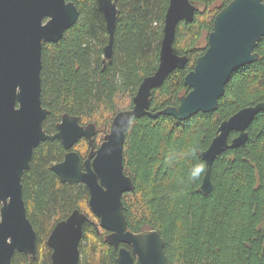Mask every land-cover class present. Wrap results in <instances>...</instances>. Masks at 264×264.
<instances>
[{
  "label": "trees",
  "instance_id": "16d2710c",
  "mask_svg": "<svg viewBox=\"0 0 264 264\" xmlns=\"http://www.w3.org/2000/svg\"><path fill=\"white\" fill-rule=\"evenodd\" d=\"M66 1L77 8L76 23L59 41L42 46L41 103L48 111L42 127L53 135L64 114L77 117L82 126L95 125L97 149L116 114L132 108L140 83L157 70L169 0L117 1L113 58L105 65L108 35L95 0ZM232 1L190 0L196 8L194 20L178 24L173 44V52L188 62L152 91L151 112L179 105L189 91L184 78L205 53L215 17ZM254 52L258 60L232 74L215 112L185 121L145 116L133 119L126 132L123 170L134 186L122 196L127 225L134 233L158 232L167 264H264V112L249 126L243 146L214 161L209 195L197 193L205 170L197 180L189 179L193 166L203 162L199 152L208 148L220 123L264 102V37ZM193 148L195 156L190 155ZM72 150L83 162L90 147L81 139ZM65 154L58 140L41 142L33 151L21 185L26 216L36 234V257L16 253L11 264H51L47 238L74 210L88 218L79 264H116L117 250L106 243L108 232L91 213L85 186L62 183L51 171Z\"/></svg>",
  "mask_w": 264,
  "mask_h": 264
},
{
  "label": "water",
  "instance_id": "95a60500",
  "mask_svg": "<svg viewBox=\"0 0 264 264\" xmlns=\"http://www.w3.org/2000/svg\"><path fill=\"white\" fill-rule=\"evenodd\" d=\"M95 1L108 34L103 63H111L118 0ZM195 10L190 0L168 1L157 70L142 80L132 108L116 114L109 133L95 149L93 124L82 127L77 118L65 114L56 134L47 135L42 127L48 114L41 103L42 46L59 41L76 23L77 8L66 0H0V264H11L16 253L35 260L36 234L26 216L21 180L30 167L34 149L41 142L55 139L68 152L51 171L62 183L85 186L89 209L99 220L100 228L108 232L106 243L117 250L116 264H167L165 242L158 232L134 233L127 225L122 196L134 186L123 170L126 132L133 119L145 116L155 119L163 115L185 121L199 113L215 112L232 74L258 60L254 50L264 37L262 0H233L215 17L205 53L184 78L189 92L180 98L177 107L151 112L152 91L188 62L186 56L173 52V44L178 24L192 23ZM262 112L264 102L243 108L220 123L208 148L198 154L205 173L197 193H211L214 161L227 150L246 143L249 126ZM232 133L236 136L230 139ZM82 138L90 146L83 162L77 153L69 151ZM87 221L85 214L74 210L52 228L47 239L51 264L79 263V245Z\"/></svg>",
  "mask_w": 264,
  "mask_h": 264
},
{
  "label": "clouds",
  "instance_id": "9594fccd",
  "mask_svg": "<svg viewBox=\"0 0 264 264\" xmlns=\"http://www.w3.org/2000/svg\"><path fill=\"white\" fill-rule=\"evenodd\" d=\"M190 155H192V156L197 155L195 148H193L191 150ZM204 170H205V165L203 162L194 165L192 170L189 173V179L192 181L197 180L200 177V175L203 174Z\"/></svg>",
  "mask_w": 264,
  "mask_h": 264
},
{
  "label": "bare ground",
  "instance_id": "6f19581e",
  "mask_svg": "<svg viewBox=\"0 0 264 264\" xmlns=\"http://www.w3.org/2000/svg\"><path fill=\"white\" fill-rule=\"evenodd\" d=\"M224 8H225V7H224ZM195 9H196V8H195ZM101 14H102V13H101ZM104 21H105V19H104ZM105 29H106V22H105ZM107 35H108V34H107ZM53 43H54V42H53ZM44 44H45V43H44ZM107 44H108V41H107ZM107 44H106V46H107ZM106 46H105V47H106ZM105 47H104V48H105ZM104 48H103V50H104ZM258 56H259V55H258ZM103 61H104V56H103ZM102 63H103V62H102ZM106 63H108V62H106ZM103 64H105V63H103ZM157 67H158V66H157ZM190 72H191V71H190ZM187 74H188V73H187ZM187 74H186V75H187ZM183 83H184V82H183ZM183 85H184V84H183ZM225 87H226V86H225ZM188 92H189V91H188ZM188 92H187V93H188ZM132 100H133V99H132ZM179 103H180V102H179ZM132 106H133V104H132ZM166 108H167V107H166ZM124 111H126V110H124ZM47 112H48V111H47ZM121 112H122V111H121ZM47 115H48V114H47ZM64 115H65V114H64ZM67 115H68V114H67ZM73 117H74V116H73ZM61 118H62V117H61ZM75 118H77V117H75ZM77 119H78V118H77ZM44 120H45V119H44ZM60 121H61V120H60ZM78 121H79V120H78ZM59 123H60V122H59ZM59 123H58V124H59ZM111 123H112V122H111ZM58 124H57V125H58ZM79 125H80V123H79ZM88 125H89V124H88ZM93 125H94V124H93ZM80 126H82V125H80ZM86 126H87V125H86ZM86 126H82V127H86ZM56 128H57V126H56ZM95 129H96V127H95ZM43 130H44V129H43ZM109 130H110V129H109ZM56 132H57V129H56ZM56 132H55L54 134H56ZM45 133H46V132H45ZM54 134H53V135H54ZM95 135H96V133H95ZM50 136H52V135H50ZM55 140H56V139H55ZM80 140H81V139H80ZM103 140H104V139H103ZM101 144H102V143H101ZM101 144H100V145H101ZM98 148H99V147H98ZM98 148H97V149H98ZM72 152H74V151H72ZM89 152H90V151H89ZM75 153H76V152H75ZM65 155H66V154H65ZM63 159H64V158H63ZM62 161H63V160H62ZM62 161H61V162H62ZM61 162H59V163H61ZM56 164H58V163H56ZM54 165H55V164H54ZM51 167H52V166H51ZM83 228H84V227H83ZM146 231H147V230H146ZM48 237H49V236H48ZM160 237H161V236H160ZM47 239H48V238H47ZM120 247H121V246H120ZM79 251H80V250H79ZM79 260H80V259H79ZM78 264H79V263H78Z\"/></svg>",
  "mask_w": 264,
  "mask_h": 264
},
{
  "label": "flooded vegetation",
  "instance_id": "af4514ba",
  "mask_svg": "<svg viewBox=\"0 0 264 264\" xmlns=\"http://www.w3.org/2000/svg\"><path fill=\"white\" fill-rule=\"evenodd\" d=\"M95 2H96V1H95ZM96 4H97V3H96ZM93 138H94V137H93ZM82 139H85V138H82ZM85 140H86V139H85ZM58 141H59V140H58ZM86 141H87V140H86ZM59 142H60V141H59ZM87 142H88V141H87ZM60 143H61V142H60ZM77 143H78V142H77ZM77 143H76V144H77ZM76 144H75V145H76ZM61 145H62V144H61ZM75 145H74V146H75ZM93 145H94V143H93ZM74 146H73V148H72V149H74ZM89 147H90V146H89ZM63 148H64V147H63ZM72 149H71V150H69V151H74V150H72ZM95 149H96V148H95ZM64 150H65V149H64ZM65 151H66V150H65ZM67 152H68V151H66V153H67Z\"/></svg>",
  "mask_w": 264,
  "mask_h": 264
},
{
  "label": "rangeland",
  "instance_id": "374dc122",
  "mask_svg": "<svg viewBox=\"0 0 264 264\" xmlns=\"http://www.w3.org/2000/svg\"><path fill=\"white\" fill-rule=\"evenodd\" d=\"M205 37H206V34L204 35V38H203V40H202V45L204 46V45H206V41H204V39H205ZM208 38V37H207ZM106 64V63H105ZM104 64V65H105Z\"/></svg>",
  "mask_w": 264,
  "mask_h": 264
}]
</instances>
